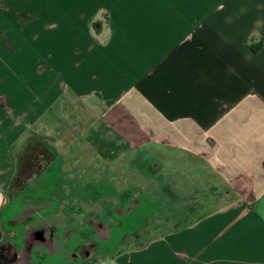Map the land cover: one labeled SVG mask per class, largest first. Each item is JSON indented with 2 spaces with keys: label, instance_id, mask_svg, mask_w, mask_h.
I'll use <instances>...</instances> for the list:
<instances>
[{
  "label": "crops",
  "instance_id": "0c3cea01",
  "mask_svg": "<svg viewBox=\"0 0 264 264\" xmlns=\"http://www.w3.org/2000/svg\"><path fill=\"white\" fill-rule=\"evenodd\" d=\"M68 94L198 133L197 173L219 179L225 164L236 188L222 204L213 187L202 214L90 264H264V0H0V254L21 248L17 264H77L67 197L82 194L50 165L16 183L40 136L27 131Z\"/></svg>",
  "mask_w": 264,
  "mask_h": 264
},
{
  "label": "rangeland",
  "instance_id": "374dc122",
  "mask_svg": "<svg viewBox=\"0 0 264 264\" xmlns=\"http://www.w3.org/2000/svg\"><path fill=\"white\" fill-rule=\"evenodd\" d=\"M119 103L111 101L102 107L98 101L66 95L27 131L40 136L31 137L32 150L25 153V146L17 157L20 174L16 183L25 185L50 165L48 175L62 173L61 187L77 188L82 194L75 196L78 199L67 197V201H78L72 209L84 236L80 248L70 256L77 264L100 262L122 244L143 242L202 214L220 198L213 195V187L221 191L222 204L230 202L231 192H235L225 164L219 179L212 171L197 173L198 156H208L207 149L195 144L203 136L180 127L173 131L167 123L151 125L149 118L137 116ZM188 161L193 162L194 174L185 172ZM61 200L68 204L64 196ZM22 255L21 248L9 243L0 254V263H20Z\"/></svg>",
  "mask_w": 264,
  "mask_h": 264
},
{
  "label": "trees",
  "instance_id": "16d2710c",
  "mask_svg": "<svg viewBox=\"0 0 264 264\" xmlns=\"http://www.w3.org/2000/svg\"><path fill=\"white\" fill-rule=\"evenodd\" d=\"M33 140H34V139L28 141L27 148H26L27 150H26L25 153H27V152L29 151V149L32 150V147H34L33 145H31L32 142H33ZM30 141H31V142H30ZM29 142H30V143H29ZM36 142H37V141H36ZM37 143H38V147L41 148V146H42V149H45V146H44V145H41L42 143H39V142H37ZM38 147H37V148H38ZM35 151H38V150L35 149ZM33 167H35V164L33 165ZM17 173L20 174V161H19V169H17Z\"/></svg>",
  "mask_w": 264,
  "mask_h": 264
}]
</instances>
